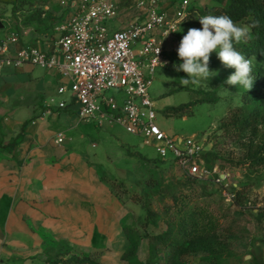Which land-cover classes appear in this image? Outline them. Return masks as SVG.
Returning a JSON list of instances; mask_svg holds the SVG:
<instances>
[{
    "label": "rangeland",
    "instance_id": "rangeland-1",
    "mask_svg": "<svg viewBox=\"0 0 264 264\" xmlns=\"http://www.w3.org/2000/svg\"><path fill=\"white\" fill-rule=\"evenodd\" d=\"M111 1L120 10L118 25L143 17L137 0ZM180 1L163 0L162 8L170 13ZM73 2L84 0H0V20L13 28L24 18L45 14L41 25L48 29L53 20L74 13ZM225 6L221 0H189V9L165 43L166 65L155 68L148 88L155 124L169 135L200 140L205 150L201 164L215 169L212 177L200 180L175 161L161 160L152 145L141 146V137L118 125L105 123L97 129L81 121L84 138L73 147L90 155L101 174L122 181L115 189L130 215L123 241L103 250L61 244L59 249L31 251L35 255L0 256V264H47L68 256L97 264H264V62L244 55L251 60L253 76L248 91L226 83L235 69L226 68L216 52L208 67L218 74L199 85L182 86L179 80L187 74L174 67L182 63L177 49L188 29L202 28L201 16L222 15ZM237 24L249 30L247 43L234 44L238 49L249 44L252 34L247 21ZM125 150L140 157L125 158ZM237 192L240 205L235 203ZM179 208L200 209L204 219L196 235L183 240L176 253L166 254L154 236L166 230V220Z\"/></svg>",
    "mask_w": 264,
    "mask_h": 264
},
{
    "label": "crops",
    "instance_id": "crops-1",
    "mask_svg": "<svg viewBox=\"0 0 264 264\" xmlns=\"http://www.w3.org/2000/svg\"><path fill=\"white\" fill-rule=\"evenodd\" d=\"M115 20L109 22L112 31L132 22L118 25ZM12 32L18 33V41L9 47L7 57L22 46L51 51L50 28L6 24L0 40ZM63 83L57 70L0 62V141L22 134L13 150L0 151L2 257L35 255L31 251L59 249L61 244L103 250L123 241L122 228L130 215L115 189L122 181L101 174L90 155L73 147L85 132L74 95L57 93ZM62 100L65 109L54 106ZM59 132L64 135L61 145L54 142ZM128 152L134 153L125 150V158L134 157Z\"/></svg>",
    "mask_w": 264,
    "mask_h": 264
},
{
    "label": "built area",
    "instance_id": "built-area-1",
    "mask_svg": "<svg viewBox=\"0 0 264 264\" xmlns=\"http://www.w3.org/2000/svg\"><path fill=\"white\" fill-rule=\"evenodd\" d=\"M162 2L137 0L143 17L113 31L109 22L120 11L114 2H73L74 13L53 23L51 51L22 46L13 57H7L9 47L18 41V33L12 32L0 40V62L57 70L66 82L57 93L74 95L80 121H91L96 127L118 125L141 137V146L152 145L161 160L175 161L189 175L207 179L215 169L201 164L205 153L201 141L194 136L169 135L155 124L156 111L148 88L155 68L166 65L165 43L189 9V0H181L168 13ZM66 105L62 100L57 108L65 109ZM63 140V133H57L54 142L61 144Z\"/></svg>",
    "mask_w": 264,
    "mask_h": 264
},
{
    "label": "clouds",
    "instance_id": "clouds-1",
    "mask_svg": "<svg viewBox=\"0 0 264 264\" xmlns=\"http://www.w3.org/2000/svg\"><path fill=\"white\" fill-rule=\"evenodd\" d=\"M199 22L202 28H189L177 49L182 63L174 67L188 77L180 78L181 85H199L202 80H208L212 73L217 75V72H211L208 67L211 53L216 52L226 68L235 69V73L228 77L226 83L250 90L253 86L251 60H246L234 47V44L247 43L248 28L238 25L228 15H204L199 18Z\"/></svg>",
    "mask_w": 264,
    "mask_h": 264
},
{
    "label": "trees",
    "instance_id": "trees-1",
    "mask_svg": "<svg viewBox=\"0 0 264 264\" xmlns=\"http://www.w3.org/2000/svg\"><path fill=\"white\" fill-rule=\"evenodd\" d=\"M225 3V7L220 11L222 15H228L234 22L247 21L251 26L252 38L247 46L236 48L243 55L251 56V60H260L259 64L264 62V0H221ZM216 16H219L218 14ZM45 17V18H44ZM29 16L24 18L23 24H42L47 16ZM49 17V16H48ZM1 18V17H0ZM48 29H52L53 23ZM43 26V25H42ZM21 132L11 138L8 142L0 141V151H11L21 139ZM132 156H139L136 153H129ZM196 177V176H194ZM197 178V177H196ZM203 180V179H200ZM240 193H236L235 203L240 205ZM176 201V199L174 200ZM176 204V203H175ZM204 214L201 210H190L186 212V208H179L177 214L172 220H166V230L154 236V240L163 253L173 254L179 249L181 243L188 239L191 235H196L201 229ZM47 264H97L88 259L72 258L68 256L64 260H56Z\"/></svg>",
    "mask_w": 264,
    "mask_h": 264
},
{
    "label": "water",
    "instance_id": "water-1",
    "mask_svg": "<svg viewBox=\"0 0 264 264\" xmlns=\"http://www.w3.org/2000/svg\"><path fill=\"white\" fill-rule=\"evenodd\" d=\"M3 27H4V24L0 20V29H3Z\"/></svg>",
    "mask_w": 264,
    "mask_h": 264
}]
</instances>
